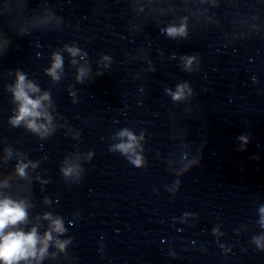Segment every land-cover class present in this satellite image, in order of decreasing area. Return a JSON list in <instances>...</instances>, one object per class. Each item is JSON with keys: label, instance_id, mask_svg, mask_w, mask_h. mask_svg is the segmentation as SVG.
<instances>
[{"label": "clouds", "instance_id": "1", "mask_svg": "<svg viewBox=\"0 0 264 264\" xmlns=\"http://www.w3.org/2000/svg\"><path fill=\"white\" fill-rule=\"evenodd\" d=\"M178 32L182 33L183 29L170 28L168 30L169 35H176ZM61 60L57 55L55 56V63L50 70L51 74H55V70L60 68ZM25 88H28L32 91L36 89L31 84H25V77L22 74H18V81L15 89V98L18 101H21L19 107V114L15 117L13 123L18 124L20 121L24 120L26 117H36L39 116L40 113L36 112L40 106L39 100L30 99L28 94L25 91ZM183 94V88L181 87L177 93L174 95V99H180ZM29 128L35 130L36 125L33 122H29ZM121 135H127L129 140H134L135 138L131 135V133H121ZM118 147L127 152L129 151L133 145L129 144H121ZM137 163H139L137 161ZM21 175L24 174L23 167L18 169ZM26 212L24 207L21 204L14 203L9 199H4L0 201V260L4 262V264H16L17 261L21 259H27L29 256H35V246L37 244V236L35 230L33 229L30 233L25 234L22 231L8 232L6 235L3 234L6 227L9 225H16L18 222H21L25 219ZM55 229L57 231H61V225L59 221H55ZM51 237L48 234L45 235V247L46 241ZM62 247V246H61ZM44 248H41V254H43Z\"/></svg>", "mask_w": 264, "mask_h": 264}]
</instances>
